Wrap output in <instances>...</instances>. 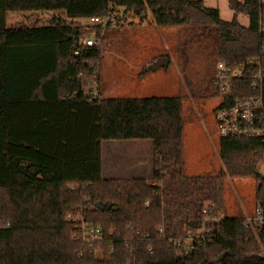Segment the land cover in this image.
Returning a JSON list of instances; mask_svg holds the SVG:
<instances>
[{
	"label": "trees",
	"instance_id": "16d2710c",
	"mask_svg": "<svg viewBox=\"0 0 264 264\" xmlns=\"http://www.w3.org/2000/svg\"><path fill=\"white\" fill-rule=\"evenodd\" d=\"M228 2L232 20L203 0H0V264H264V222L246 217L224 216L206 243L184 249L201 229L203 208H220L227 176L258 180L264 218V140L221 137L219 174H186L183 97L91 99L101 44H82L102 36L81 18L124 8L143 19L150 10L158 25L199 29L213 39L217 61L244 69L227 92L212 84L211 96L223 98L218 107L238 97L261 96L264 104V0ZM31 10L66 15L44 26L6 24L8 11ZM109 140H151L150 178L104 177ZM83 222L102 227L104 238L85 241Z\"/></svg>",
	"mask_w": 264,
	"mask_h": 264
},
{
	"label": "rangeland",
	"instance_id": "374dc122",
	"mask_svg": "<svg viewBox=\"0 0 264 264\" xmlns=\"http://www.w3.org/2000/svg\"><path fill=\"white\" fill-rule=\"evenodd\" d=\"M203 1L209 7L218 8L223 19H233L234 11L228 0ZM119 10L125 18L118 27L103 34L100 45L101 79L97 87L100 96H182L185 172L188 175H218L224 166L214 116L219 100L210 92L218 60L213 39L199 35L200 30L193 26L158 25L150 10L143 19L132 11L124 14V8ZM52 15L65 16L66 13L64 10L8 11L6 24L44 26L49 24ZM238 20L245 26L249 24L247 15L239 14ZM80 21L91 24L88 18ZM160 57H168V65L150 69ZM102 156L106 177L143 175L150 178L152 174L149 173L151 166L141 162L153 164L151 140L103 141ZM259 171L264 175V163ZM257 186L258 180L254 177L227 176L220 194L222 212L239 217L250 215L256 206ZM96 256L101 257V252L96 251Z\"/></svg>",
	"mask_w": 264,
	"mask_h": 264
},
{
	"label": "built area",
	"instance_id": "2783aa9c",
	"mask_svg": "<svg viewBox=\"0 0 264 264\" xmlns=\"http://www.w3.org/2000/svg\"><path fill=\"white\" fill-rule=\"evenodd\" d=\"M121 9V8H119ZM119 12V13H118ZM124 14L125 11H124ZM125 18L123 13L115 10L108 13L105 16H91L89 21L92 26H99L101 28V36L97 37L95 34L85 37L82 40V44L85 46H99L101 44L103 34L110 28H116L121 24V21ZM81 20V19H80ZM84 24L82 21H80ZM76 54L79 50H76ZM217 67V68H216ZM216 77L213 85L219 87L223 92L229 90V84L233 77L244 76V69L238 67L235 70H228L225 68L224 63L221 61L216 62ZM99 78L95 76L91 81L90 96L91 99L101 97L98 91ZM253 88H257V84H253ZM223 101L219 99L217 106L214 110V116L216 121L217 130L221 137H251L260 138L264 140V104L261 96L250 98H236L233 103L218 107ZM145 204L149 205V200H145ZM204 217L201 229L194 234H189L184 242L185 252H191L196 246H201L207 242L208 234L211 229L215 227V223L224 218V213L221 208L216 206L215 203L210 202L203 208ZM68 217L73 219V215L69 214ZM248 223L253 220L263 223V213L259 208H255V214L246 218ZM83 239L87 242L101 241L104 238V229L100 226L87 224L83 222L81 225ZM159 231L164 234V227H160Z\"/></svg>",
	"mask_w": 264,
	"mask_h": 264
},
{
	"label": "water",
	"instance_id": "95a60500",
	"mask_svg": "<svg viewBox=\"0 0 264 264\" xmlns=\"http://www.w3.org/2000/svg\"><path fill=\"white\" fill-rule=\"evenodd\" d=\"M141 19H142V17H141ZM169 62H170V60H169L168 57H160L157 61H155L153 64H151V65L149 66V68L152 69V70L159 69V68L162 67V66H166V65H168ZM231 253H232V252H231L230 250H228V251L222 253V254L220 255L219 259H222V258H224L226 255L231 254Z\"/></svg>",
	"mask_w": 264,
	"mask_h": 264
},
{
	"label": "crops",
	"instance_id": "0c3cea01",
	"mask_svg": "<svg viewBox=\"0 0 264 264\" xmlns=\"http://www.w3.org/2000/svg\"><path fill=\"white\" fill-rule=\"evenodd\" d=\"M137 158V157H136ZM141 162H144L143 164H146V165H150L151 167H149V173H151L152 172V170H153V164L151 165V164H148V163H146V161H141ZM103 171H104V169H103ZM104 175V174H103ZM136 176H143V175H136ZM104 177H106L105 175H104ZM106 178H109V177H106ZM221 208V207H220ZM255 208H256V206H254V209H253V211H252V213L250 214V215H242L243 217H246V218H248V217H250V216H253L254 214H255ZM239 213H240V211H239ZM227 214V213H226ZM225 215V214H224ZM229 215V214H228ZM230 216V215H229ZM239 216V215H238Z\"/></svg>",
	"mask_w": 264,
	"mask_h": 264
}]
</instances>
